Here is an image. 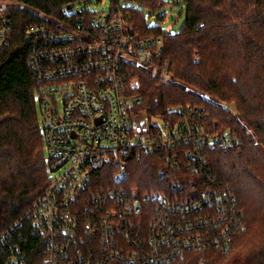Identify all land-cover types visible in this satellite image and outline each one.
<instances>
[{
    "label": "built area",
    "instance_id": "built-area-1",
    "mask_svg": "<svg viewBox=\"0 0 264 264\" xmlns=\"http://www.w3.org/2000/svg\"><path fill=\"white\" fill-rule=\"evenodd\" d=\"M119 1L100 13L72 5L68 22L36 12L41 23L25 29L50 173L33 204L32 233L43 238L46 264H167L193 250L228 252L244 230L241 210L216 185L206 154L234 139L185 121L167 125L139 109L141 98L131 93L137 80L125 84L127 67L174 81L154 59L161 38H135ZM18 10L25 5L0 2V52L10 46ZM133 152L160 153L158 190L138 196L124 189Z\"/></svg>",
    "mask_w": 264,
    "mask_h": 264
},
{
    "label": "trees",
    "instance_id": "trees-1",
    "mask_svg": "<svg viewBox=\"0 0 264 264\" xmlns=\"http://www.w3.org/2000/svg\"><path fill=\"white\" fill-rule=\"evenodd\" d=\"M16 1L25 10L14 14L10 46L0 52V264H11L12 254L15 264H46L43 238L32 233L30 215L34 201L48 188L50 173L37 119L35 94L40 86L28 62L24 32L41 23L36 12L68 22L64 10L86 0ZM171 1L185 17L173 35L148 24L147 16L168 5L165 0H130L123 9L135 38H161V52L154 59L167 65L175 81L162 83L146 69L130 66L125 84L137 80L131 93L141 98L139 109L150 119L172 126L185 121L213 135H236L237 141L216 145L206 158L216 185L237 200L244 230L232 238L228 252L193 250L167 264H264V244L235 252L236 241L264 219V0ZM221 103L233 104L235 114ZM176 149L180 147L171 151ZM133 155L124 189L138 196L158 190L160 153ZM96 175L103 178L104 170Z\"/></svg>",
    "mask_w": 264,
    "mask_h": 264
},
{
    "label": "rangeland",
    "instance_id": "rangeland-1",
    "mask_svg": "<svg viewBox=\"0 0 264 264\" xmlns=\"http://www.w3.org/2000/svg\"><path fill=\"white\" fill-rule=\"evenodd\" d=\"M16 1V0H15ZM14 0H0V2L3 3H8V4H13L15 2ZM111 1L112 0H86V1H82L80 4H76V6L79 8V10H88L90 13H100L102 11H107L110 9L111 7ZM166 3H168V5L166 4L164 6V8L160 9L158 11V13L156 15H153L152 17L147 16V10H145L146 12V16L148 18V24L150 26H161V28L163 30H166L168 33H170L171 35L178 33L180 31L181 26L183 25V22L185 20V17L181 11V7L176 6L173 4V2L171 0H165ZM120 4L122 6H125V3L122 2L121 0L119 1ZM144 11V10H143ZM68 14H70L71 12H67ZM162 18V20H158L159 18ZM152 37V36H151ZM137 38V37H136ZM152 38H158V37H152ZM196 60V58H195ZM194 60V61H195ZM175 81V80H174ZM186 91H188V89H186ZM55 99L57 100V103L60 101V98L58 97L57 94H54ZM61 107V105H59ZM221 107H223L225 110H227L228 112H230V114H235L236 108L233 106V104H228V103H221ZM36 110H37V119H39V111L36 105ZM40 121V119H39ZM153 124H158V120H153L152 121ZM201 129V128H198ZM203 133H205V135H210L212 132L208 131L207 129H201ZM223 131V130H222ZM226 133H228L227 131H225ZM223 132H216L215 136H222L225 133ZM212 135V134H211ZM230 136H228L227 140H238L236 139V135L233 134L230 139ZM254 142L256 145H260L259 142L256 141V139H254ZM231 145L230 143H223V144H219V145ZM42 148H43V138H42ZM44 150V148H43ZM44 158L46 159V154L45 152L43 153ZM251 230L250 233L247 235L246 238H241L239 240L236 241V247H235V252L236 250H243L244 252L246 250H248V248L250 247V245L252 244L254 246V244H264V219H260L259 223H255L251 225ZM246 233V232H245Z\"/></svg>",
    "mask_w": 264,
    "mask_h": 264
},
{
    "label": "water",
    "instance_id": "water-1",
    "mask_svg": "<svg viewBox=\"0 0 264 264\" xmlns=\"http://www.w3.org/2000/svg\"><path fill=\"white\" fill-rule=\"evenodd\" d=\"M71 9H72V5H71V6H68V7L64 10V12L70 11Z\"/></svg>",
    "mask_w": 264,
    "mask_h": 264
},
{
    "label": "bare ground",
    "instance_id": "bare-ground-1",
    "mask_svg": "<svg viewBox=\"0 0 264 264\" xmlns=\"http://www.w3.org/2000/svg\"><path fill=\"white\" fill-rule=\"evenodd\" d=\"M198 109V108H197ZM204 111V110H203ZM49 182V181H48ZM39 248V247H38ZM21 252V251H20ZM28 252V251H27ZM30 252V251H29ZM29 255V254H28ZM31 256V255H30ZM3 258V257H2ZM7 258V257H6ZM4 263V262H3Z\"/></svg>",
    "mask_w": 264,
    "mask_h": 264
}]
</instances>
